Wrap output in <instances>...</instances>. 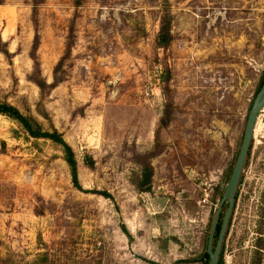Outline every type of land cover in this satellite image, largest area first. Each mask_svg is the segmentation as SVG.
<instances>
[{"label": "rangeland", "instance_id": "obj_1", "mask_svg": "<svg viewBox=\"0 0 264 264\" xmlns=\"http://www.w3.org/2000/svg\"><path fill=\"white\" fill-rule=\"evenodd\" d=\"M161 1L0 0V104L60 133L77 170L74 185L59 145L0 115V264H204L264 78V0H167L165 48ZM214 93L230 126L200 111ZM263 232L251 143L219 264H259Z\"/></svg>", "mask_w": 264, "mask_h": 264}, {"label": "trees", "instance_id": "obj_2", "mask_svg": "<svg viewBox=\"0 0 264 264\" xmlns=\"http://www.w3.org/2000/svg\"><path fill=\"white\" fill-rule=\"evenodd\" d=\"M167 3H168L167 0H162L161 3H159L160 25H159L158 33L156 36V43L158 47H162V48H165L169 44V15H168V4ZM70 35L72 34L70 33ZM71 39H72V36L71 37L68 36V40L66 43V53H68L71 49V41H70ZM38 41H39L38 34L36 33L34 37V45H33L34 51L37 48ZM0 46H2V48H0V52L6 56H9V53L6 50H4V45H1L0 43ZM65 55L58 61V63L56 64L53 70L54 76H53V82L51 84L46 85V83L42 79H35L32 81L38 87L41 93L44 92L46 89L55 88L59 83L62 82L61 79L56 77V74H57V71H59L62 68L65 62V59L67 57ZM31 56L34 59V52H31ZM263 83H264V78L261 80L259 84V89L263 85ZM0 115L6 116L16 121L17 123H19V125L22 127V129L26 132V134L29 137L34 138V139H47L59 145L62 148V152L64 155V161L69 167L72 183L74 185H77V170H76V162L74 159V154H73L72 149L65 143L60 133H58L53 128L51 129V132L42 131L41 127L38 125V123H36V121L33 118L22 115L16 108L8 104H0ZM224 209H225V204H223L222 206V212H221L219 222H218V225L215 231L213 245L215 244V241H216V238L219 232L220 222L222 219ZM229 224H230V219L228 222L227 230H228ZM227 230H226V234H227ZM226 234H225V237H226ZM261 247H262V240L260 243L259 252L261 250ZM202 259H203L204 264H208L209 259H208V254L206 253V249L204 250L202 254ZM259 264H260V260H259Z\"/></svg>", "mask_w": 264, "mask_h": 264}, {"label": "water", "instance_id": "obj_3", "mask_svg": "<svg viewBox=\"0 0 264 264\" xmlns=\"http://www.w3.org/2000/svg\"><path fill=\"white\" fill-rule=\"evenodd\" d=\"M263 105H264V83L260 87L248 111L238 154L234 166L232 168L230 177L228 179V182L225 186L223 195L216 208L208 232L207 242H206V253L208 254V259H209L208 264H218L219 262V257H220L223 241L225 238L228 222L234 208L235 197H236L239 181L241 178L243 167L251 144L254 121L257 113L263 107ZM225 202H226V207L223 211L222 219L220 222V228L215 244L213 245L215 231L222 212V206Z\"/></svg>", "mask_w": 264, "mask_h": 264}, {"label": "flooded vegetation", "instance_id": "obj_4", "mask_svg": "<svg viewBox=\"0 0 264 264\" xmlns=\"http://www.w3.org/2000/svg\"><path fill=\"white\" fill-rule=\"evenodd\" d=\"M221 89V88H220ZM224 91L227 92L232 90L231 87H224ZM214 97H210L209 102L204 99V104L201 103L200 105V111L202 112L203 116L206 118H214L217 119L219 117V121L221 123L225 122L229 126L231 125V118H232V101L230 97H227L223 93L219 96V99L217 98V93H214ZM248 114V109H246V117ZM225 117V119L223 118Z\"/></svg>", "mask_w": 264, "mask_h": 264}, {"label": "built area", "instance_id": "obj_5", "mask_svg": "<svg viewBox=\"0 0 264 264\" xmlns=\"http://www.w3.org/2000/svg\"><path fill=\"white\" fill-rule=\"evenodd\" d=\"M251 143L254 145H264V105L256 115L252 129Z\"/></svg>", "mask_w": 264, "mask_h": 264}, {"label": "crops", "instance_id": "obj_6", "mask_svg": "<svg viewBox=\"0 0 264 264\" xmlns=\"http://www.w3.org/2000/svg\"><path fill=\"white\" fill-rule=\"evenodd\" d=\"M260 264H264V232L262 235V247L260 250Z\"/></svg>", "mask_w": 264, "mask_h": 264}]
</instances>
